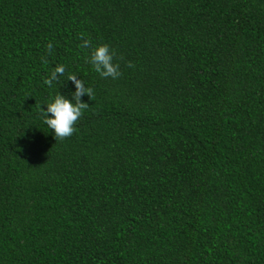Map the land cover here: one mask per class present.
<instances>
[{"label": "trees", "instance_id": "1", "mask_svg": "<svg viewBox=\"0 0 264 264\" xmlns=\"http://www.w3.org/2000/svg\"><path fill=\"white\" fill-rule=\"evenodd\" d=\"M0 264H264V0H0Z\"/></svg>", "mask_w": 264, "mask_h": 264}, {"label": "clouds", "instance_id": "2", "mask_svg": "<svg viewBox=\"0 0 264 264\" xmlns=\"http://www.w3.org/2000/svg\"><path fill=\"white\" fill-rule=\"evenodd\" d=\"M81 39L82 43L78 46L82 49L90 50L88 62L102 78L111 77L116 79L122 74L119 70V64L113 63L115 52L110 50L107 44L93 47L90 40L83 38V34H81ZM45 47L50 53L53 45L49 42ZM42 62L47 63V60L45 59ZM128 66L133 67L131 62L128 63ZM64 73L65 67L57 65L49 76L44 78V83L52 86L53 81H57L59 76H63ZM67 80H70L75 85V91L71 94L72 99L70 100L65 95L58 93L44 104L46 105V110L42 106L39 109L43 123L54 132L55 140H64L74 134L76 123L82 117L84 110L89 107L87 103L82 102V96L87 95L90 99L94 96L93 89L85 87L83 81L77 79L76 75H69Z\"/></svg>", "mask_w": 264, "mask_h": 264}]
</instances>
